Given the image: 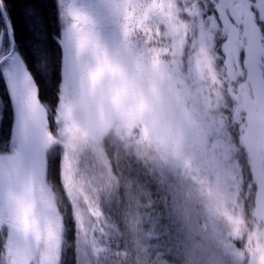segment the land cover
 <instances>
[{
  "label": "trees",
  "instance_id": "1",
  "mask_svg": "<svg viewBox=\"0 0 264 264\" xmlns=\"http://www.w3.org/2000/svg\"><path fill=\"white\" fill-rule=\"evenodd\" d=\"M42 2L50 31H58L52 0ZM149 2L151 14L135 22L145 31L130 37L151 68L167 73L147 86L150 122L140 123L134 111L128 124L100 128L87 146L70 126L61 137L73 152L64 143L46 151L44 179L62 238L58 264H264L254 216L257 160L264 165V71L255 79L259 93L247 88L242 109L237 84L247 72L241 62L243 72L228 77L222 26L216 50L193 49L191 19L172 15L177 0ZM49 101L55 105L54 94ZM206 158L215 171L225 164L229 187L214 184Z\"/></svg>",
  "mask_w": 264,
  "mask_h": 264
},
{
  "label": "snow or ice",
  "instance_id": "2",
  "mask_svg": "<svg viewBox=\"0 0 264 264\" xmlns=\"http://www.w3.org/2000/svg\"><path fill=\"white\" fill-rule=\"evenodd\" d=\"M58 31H50L42 0H0V252L18 251L20 234L35 232L42 215L22 192L30 175L47 171L46 132L72 106L117 103L155 74L148 53L130 43V31L151 14L149 0H52ZM172 15L190 18L191 45L219 51L229 60L253 41H264V0H177ZM243 30V37L241 36ZM150 31V29H148ZM158 34V30L157 33ZM55 41V47L51 45ZM151 43V41H149ZM183 48L185 41H180ZM264 59V45L255 53ZM155 63V60L153 61ZM54 94L55 105L49 101ZM45 152L43 162L41 152ZM5 228L7 231H5ZM11 264H16L13 260Z\"/></svg>",
  "mask_w": 264,
  "mask_h": 264
},
{
  "label": "rangeland",
  "instance_id": "3",
  "mask_svg": "<svg viewBox=\"0 0 264 264\" xmlns=\"http://www.w3.org/2000/svg\"><path fill=\"white\" fill-rule=\"evenodd\" d=\"M174 0H172V4ZM150 9L152 11L153 4L149 2ZM142 17V16H141ZM143 16V18H146ZM141 19L140 17L138 20ZM241 36L243 37V30L241 29ZM131 43V37H130ZM264 45V41H253L252 52L254 53V58L250 61L248 59L249 51V39L248 37H243L242 47L244 49L243 54L241 55L240 63L237 62L236 56L233 55L231 59L225 63L226 72L229 78L232 80L236 79L243 70L238 67L242 62V68L246 70L247 74H244L243 82L240 81L237 84V87L242 89V94L236 95L237 100L240 99V105L244 109L247 105L248 90L250 92L259 93V88L256 82V77L260 72L264 71V59H261L259 56H256L255 53L261 51V46ZM148 67L152 69L155 74V79L152 76L146 78L143 86L133 89L129 94L122 97L121 100L117 103H109L104 106L97 105L92 108H87L84 106H72L64 110L63 114L60 116H55L56 120V129L57 135H49L46 132L47 145L46 151L49 147L55 144L64 143L65 153H72L73 146L72 144H67L64 138H68V135H63L64 131H69L70 126H73L75 133L80 135L81 143L84 146H87L90 142H93V138L96 133L100 134V128L110 125L116 121H120L123 124H128L133 120V112L135 111L138 121L144 122L146 125L150 122V107L152 104V99L149 97L148 85L153 86L154 80H161L166 76V72L159 69H153L149 65ZM264 88V85L261 84ZM239 103V101H238ZM251 106V105H249ZM77 108V112H76ZM59 111V109H58ZM139 112V115L137 114ZM250 114V111H249ZM251 117L247 115V121ZM244 124L246 122L244 121ZM247 130V129H246ZM63 136L64 138H62ZM252 138V137H251ZM260 143V142H259ZM258 143V144H259ZM261 145V143H260ZM251 152V150H250ZM45 157V152H41V161L43 162ZM227 160V159H226ZM69 161V159L67 160ZM205 165L211 167V159H204ZM256 163H259L258 160ZM198 164V163H195ZM206 166V167H208ZM218 171L210 168L215 172L214 184L222 187L225 183L227 187L231 184V174L227 167L221 165ZM220 171V173H219ZM45 172L41 170L39 175H30L28 178V183L26 189H22V192L28 199L29 203L36 210L37 213L42 215V220L38 229V235L35 232H24L20 234L21 243L18 245V251L14 253L11 257L3 252L2 255V264H11L14 260L16 264H58L59 252L61 246V231L59 223L50 209V199H49V188L45 181ZM223 196H228L224 191L221 192ZM254 216L259 224H261L262 229L256 234V246L257 254L263 258L264 251V193H261L260 196L255 200ZM4 225H7L8 218L5 214L2 220H0ZM5 231L7 229L5 228ZM260 257H258V263L260 262Z\"/></svg>",
  "mask_w": 264,
  "mask_h": 264
},
{
  "label": "flooded vegetation",
  "instance_id": "4",
  "mask_svg": "<svg viewBox=\"0 0 264 264\" xmlns=\"http://www.w3.org/2000/svg\"><path fill=\"white\" fill-rule=\"evenodd\" d=\"M259 163L257 165H259V177L257 176L255 178L256 182H255V192L257 190V195L259 193V195L261 193H264V165L263 164V160L260 162L258 161ZM258 167V166H257Z\"/></svg>",
  "mask_w": 264,
  "mask_h": 264
}]
</instances>
